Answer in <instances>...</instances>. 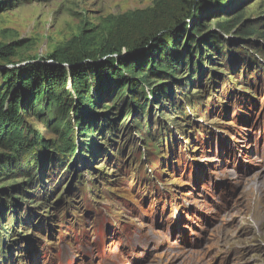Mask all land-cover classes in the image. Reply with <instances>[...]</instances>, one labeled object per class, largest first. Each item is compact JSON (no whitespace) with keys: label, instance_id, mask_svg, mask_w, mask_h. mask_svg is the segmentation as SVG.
I'll return each mask as SVG.
<instances>
[{"label":"rangeland","instance_id":"374dc122","mask_svg":"<svg viewBox=\"0 0 264 264\" xmlns=\"http://www.w3.org/2000/svg\"><path fill=\"white\" fill-rule=\"evenodd\" d=\"M165 1L0 0V51L11 52L0 69L21 75L51 66L58 50L74 54L82 42L97 53L129 33L135 44L154 27L122 18ZM188 1L199 3L192 30L201 23L204 32L188 33L185 45L168 35L182 59L194 53L175 81L141 86L145 98L130 103L128 120V94L99 103L95 81L89 85L96 112L78 115L99 124L92 155L71 85L73 156L56 151L59 131L25 115L39 144L29 156L39 159L36 185L0 184L27 193L0 216V264H264V0ZM149 50L123 48L121 60ZM110 57L119 67L118 54ZM7 79L0 73V99L10 92ZM166 84L172 94L154 92Z\"/></svg>","mask_w":264,"mask_h":264},{"label":"trees","instance_id":"16d2710c","mask_svg":"<svg viewBox=\"0 0 264 264\" xmlns=\"http://www.w3.org/2000/svg\"><path fill=\"white\" fill-rule=\"evenodd\" d=\"M198 4L196 1L168 0L164 9L156 8L125 15L122 20L124 22L126 20L135 28L142 22L149 24L151 28L154 27L135 44H130L127 41L129 33L123 37L124 39L117 47L110 44L104 45L101 47L102 50L97 52L98 54L93 51L89 52L88 47L82 46L86 44L81 42L76 50L77 53L70 54L68 53L71 52L69 49L58 50L54 53L51 57V66H38L37 70L21 75L14 73L16 70L11 71L6 68L3 71L0 69L2 77L8 78L10 90L8 96H2L0 99V150L2 151L0 153V184L14 181L17 178H28L31 179L30 185H36V177L33 176L35 171L33 162L35 161L37 166L39 159H37V154H34L35 156L31 160H29V156L39 144L36 139L31 138L32 131L26 125L24 117L28 113H32V116L38 120L47 121L49 127L59 131V146L56 151L60 152V157L69 155L71 157L76 153V145L72 139L73 127L70 120L67 119L75 103L74 99L70 98L72 96L69 90L70 85L76 94L78 93L79 106L76 109L78 112H74L77 115L76 122L80 137L88 138L87 149L89 155H92L94 151L92 146L96 143L94 135L99 130V124L96 122L94 125L92 121L85 124L78 115V113L84 115L85 111L91 114L96 112V106L92 103L89 94L91 83L95 81L96 101L99 103L104 101L103 96L113 99V102L116 100L118 102L121 97L128 94L130 102L123 109L126 111L125 120H128L129 109L136 103L139 105L138 102L140 103L145 98L140 90L141 86L147 84L150 87L153 85V80H163L168 84L169 81H175L176 75L182 68L191 67V58L194 53L188 49L190 53L182 59L178 56V45L169 42L167 37L171 33L175 36L179 34L182 44L185 45V37L188 33L197 37L204 32L201 23H198L195 30H192L190 25L196 20L195 12L198 9ZM163 17L167 20L166 22L164 19L162 20ZM227 30L228 28H224L223 31ZM244 34L252 35L253 32L244 31ZM70 44H76V41L74 40ZM148 46L150 50L142 60H121L123 48H126L129 53H133L144 50ZM7 53L9 52L6 50L0 51V56L7 58L9 57ZM114 53L120 57L119 67H114L113 57H110ZM105 57H108V62L101 64L100 67L93 65L97 60ZM110 58L112 62L109 60ZM125 74L131 77L129 82H125ZM23 84H29L30 97L25 98ZM167 84L154 89V92L163 97L172 94L173 91ZM110 90H112L111 93ZM142 105L145 107L146 103ZM49 147L51 146L47 145V150ZM59 156H55V158L59 159ZM45 161L48 162L47 159ZM63 164L60 163V165ZM23 186L16 183L8 186L7 189H0L1 217L6 209L11 211L17 209L15 201L22 198L23 193L27 194Z\"/></svg>","mask_w":264,"mask_h":264}]
</instances>
